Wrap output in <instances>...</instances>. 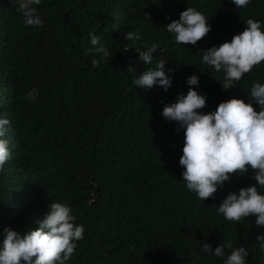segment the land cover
I'll return each mask as SVG.
<instances>
[{
  "label": "trees",
  "instance_id": "16d2710c",
  "mask_svg": "<svg viewBox=\"0 0 264 264\" xmlns=\"http://www.w3.org/2000/svg\"><path fill=\"white\" fill-rule=\"evenodd\" d=\"M185 7L211 26L195 45H177L164 28ZM34 8L42 27L25 26L10 0H0V115L9 120L12 146L0 170V229L23 234L58 201L84 229L66 264H222L200 251L203 241L242 245L245 264H264L256 240L264 228L254 217L233 222L215 211L228 191L255 183L251 170L199 200L180 175L183 129L160 114L188 87L204 95L198 111L208 112L229 97L246 99L253 81L264 82L262 61L221 89L213 78L220 74L199 59L248 18L264 30V0L244 8L228 0H40ZM90 31L109 51L96 67L86 51ZM127 31L140 39L127 40ZM153 42V62L144 65L135 47ZM160 59L171 77L167 91L131 83ZM192 73L198 85L185 84ZM32 87L35 102L25 98Z\"/></svg>",
  "mask_w": 264,
  "mask_h": 264
},
{
  "label": "clouds",
  "instance_id": "9594fccd",
  "mask_svg": "<svg viewBox=\"0 0 264 264\" xmlns=\"http://www.w3.org/2000/svg\"><path fill=\"white\" fill-rule=\"evenodd\" d=\"M228 2L234 8H244L251 0ZM10 3L25 26L42 27V20L34 8L40 0H10ZM207 20L199 10L185 7L178 18L171 19L164 28L172 34L177 45H195L210 30ZM243 25V29L232 34L230 39L201 49L200 63L220 74L219 79L213 78L221 89L229 88L253 66L264 61V30L260 20L248 18ZM87 35L89 63L96 67L109 56V51L99 42L98 35L91 31ZM124 37L140 39L139 33L133 31L125 32ZM157 46L153 42L142 50L135 47L137 59L150 65ZM131 83L142 88L155 84L167 91L171 77L165 74V60L155 61L154 67L135 76ZM185 84L198 85L197 75L186 76ZM37 95L36 88L32 87L25 98L35 102ZM245 97H229L218 102L214 110L200 112L198 109L204 106L205 97L188 87L183 94L177 93L174 102L163 104L160 114L183 129L178 165L182 166L180 175L186 190L202 201L212 197L231 175L240 176L251 170L255 183L241 186L235 192L228 191L215 211L233 222L252 216L253 223L264 228V192L258 191L264 188V82L253 81ZM8 129L9 120L0 115V170L11 155L12 146L6 137ZM83 231V225L75 223L66 203L50 201L46 211L36 220L35 228H28L23 234L8 226L0 229V264H66L74 253L76 242L82 239ZM256 240L264 255V237L258 234ZM225 248L230 249L226 256ZM200 251L223 258L222 264H245L248 255L244 246L234 247L231 241L215 247L203 241Z\"/></svg>",
  "mask_w": 264,
  "mask_h": 264
}]
</instances>
